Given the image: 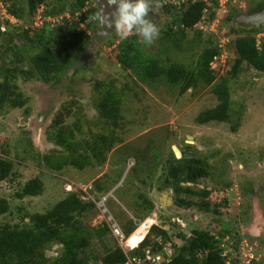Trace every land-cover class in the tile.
I'll list each match as a JSON object with an SVG mask.
<instances>
[{"label":"trees","instance_id":"16d2710c","mask_svg":"<svg viewBox=\"0 0 264 264\" xmlns=\"http://www.w3.org/2000/svg\"><path fill=\"white\" fill-rule=\"evenodd\" d=\"M0 1L6 12L20 21L15 24L8 18L3 20L0 13V36L4 40L0 45V114L8 108H24V114L28 116L30 99L20 89L19 81L37 78L53 89L62 86L65 79L72 82L80 71V58L93 41L91 33L79 28L78 22L68 23L65 32L56 28L68 20L65 12L69 10L74 15L77 10L82 11L81 19L88 18L87 27L95 33L99 11L96 7L84 10L88 0H27L26 8L21 7L18 0ZM158 3L157 1L156 4ZM231 4L229 1L226 23H231L239 13V9ZM41 7L44 8V17L58 22L54 20L44 23V20L41 26H34ZM218 7V0L166 1L162 8L169 22L166 24L164 39L182 41L187 39L189 30L211 25L217 17ZM93 16H96V20L92 19ZM3 26L5 30L2 29ZM258 32L259 30L242 26L230 28L229 35H233V39L229 49L234 50L235 58L229 74L220 79L212 69V64L220 58L223 49L213 36H209L208 44L200 51L196 63L192 66L170 58L165 61L151 54V50L145 51L140 37L135 33L125 39L112 36L114 38L111 43L118 41L119 63L141 80L157 83L164 79L170 86L180 88L181 92H187L191 88L196 90L200 84L211 86L218 103L202 111L196 119L197 123L206 124L213 121L228 122L232 119L231 80L250 71H253L255 76L264 73V41L260 48L257 42ZM203 33L201 28L197 29V38H202ZM25 63L29 69L25 67ZM71 70L75 72L73 76L69 74ZM92 89V103L100 121V130L93 131L88 128L87 136L80 117L84 114L80 99L73 97L62 105L45 130L47 138L55 144V148L44 154H36L37 162L47 170L61 174L71 169L85 172L103 167L112 150L123 142L119 128L124 90L117 88L113 80L100 79L93 82ZM68 90H72V87H68ZM242 116L243 114L238 116L237 122ZM69 118L74 120L69 123ZM239 124L240 122L233 125L232 130L237 131ZM23 138L21 147H24L23 159L26 160L35 149L30 131H24ZM2 151L4 155H0V181L16 180L15 161L7 156L9 152L6 149L3 148ZM168 151L169 157L163 164L157 189H171L174 193V204L179 208L214 214L216 224L212 229L195 228L190 235L180 232L177 238L183 242L181 245L174 241L172 234L163 224H157L138 246L127 251L116 243L100 261L93 264H138L140 261L144 264H156L155 255L161 252L162 259L159 264H228L224 240L231 243L234 250H238L237 244L242 237L236 236V229L230 225L223 226L225 221L219 218V208L224 204L226 206L228 200L225 198L221 204H214L209 199L211 193L208 189H204L203 193L194 186L185 185L199 183L200 180L211 176L208 159L196 156V153L193 157L178 159L171 146ZM151 175L147 172L146 177L152 178ZM102 179H97L94 185L95 194H100L97 195V200L109 194L113 188H107ZM142 182L147 183V180L142 177ZM75 189H63L67 195L44 213L31 212L25 208L21 209L25 213L19 215V221L0 224V264H91L89 256L84 253L92 244L93 234L83 223V218L96 210L97 204L92 197ZM43 193L44 182L40 176L35 175L25 181L21 191L17 193V198L35 197ZM137 198L140 200V215H131L129 219L121 220L126 238L130 237L138 226L134 218L144 221L155 211L154 202L148 195L139 193ZM248 209H243L244 215ZM9 213V199L0 196V218ZM94 231L95 235L101 237L112 230L105 223ZM53 243L62 247L56 257H51L47 252ZM149 255L152 258H148ZM230 264H239V261L234 258Z\"/></svg>","mask_w":264,"mask_h":264},{"label":"rangeland","instance_id":"374dc122","mask_svg":"<svg viewBox=\"0 0 264 264\" xmlns=\"http://www.w3.org/2000/svg\"><path fill=\"white\" fill-rule=\"evenodd\" d=\"M18 1L21 7L26 8L27 0ZM157 1L159 3L154 6V13L157 16L154 15L151 18L160 29L159 36L152 43H146L140 37L143 49L151 50V54L165 61L170 58L192 66L196 63L200 51L208 44L209 36H213L223 50L220 58L212 64V69L216 72L218 79L227 76L235 58L234 50L229 49L233 39L229 31L235 26L225 22V16L229 13L228 3L231 1V5L239 9V12L247 11L248 7L251 9L256 3L252 4L251 0H218L217 17L211 25L189 30L185 40L166 41L164 37L169 19L163 12L162 5L168 0ZM174 1L182 2V0ZM260 1L258 0V3ZM92 7H96L99 11L93 0L87 1L84 10ZM41 9L44 8L41 7L38 10L36 17L40 15ZM18 11L20 12L21 9ZM0 13L2 14L1 19L5 20L8 13L1 1ZM65 14L68 20L56 26L59 31L65 32L68 23L75 21L79 23V28L91 33L93 41L80 58L78 62L80 71L72 82L65 79L62 86L53 89L37 78L27 81L21 79L20 89L30 99L28 104L30 114L26 116L24 108H8L0 114V155H4L3 148L9 152L7 156L15 161V172L17 173L16 180L0 181V196L7 197L11 206V213L2 216L0 224L19 221V215L25 213L21 209L46 212L67 195L63 189L69 191V184H72V187L75 186L76 189L81 187V191L87 192L96 202L98 201L97 195L100 194H95L94 185L95 181L102 177L107 188L113 187L109 194V201L107 200L108 204L107 201L105 202L108 213L104 215L97 208L83 218V223L91 229L93 234L92 244L84 254L89 256L93 264L100 261L102 256L116 243L128 251L131 249L129 245L137 246L143 241L145 234L133 233L132 235L141 236L142 239L138 243L131 244L128 242L130 236L127 238L129 244L127 245L126 240L123 243L113 231L100 237L94 234V230L105 223L108 224L107 217L110 216L116 220L121 229L123 228L121 220H127L131 215L139 216L141 213L140 200L137 198L139 193L146 194L152 199L159 193L171 191L174 199L171 189H157L160 185L158 178L162 175L163 164L169 157L170 146L171 149L174 144L183 148L187 142L191 143L196 156L208 159L211 165V176L200 180L199 183L185 185L194 186L203 193L204 189H208L211 193L209 199L214 204H221L225 198L228 200L226 206L224 204L219 208L221 213L219 218L225 221L223 226L229 225L227 221L232 222L235 219L245 218L246 214L244 215L243 209L249 206V209L253 210V201L260 197L255 194V191L263 190L258 185H261L260 182H263L261 179H264V73L255 76L254 72L250 71L242 77L239 75L231 80L232 119L228 122L213 121L199 124L196 122L197 116L218 103L211 86L200 84L196 90L191 88L187 92H181L180 88L170 86L164 79L157 83L141 80L131 70L122 67L118 61V41L111 43L115 36H120L118 32L112 31L105 36H100L98 28L94 33L91 28L87 27L88 18L81 19L82 11L77 10L73 15L67 10ZM98 18L99 14L97 20ZM92 19L96 20V16ZM50 20L46 19L44 23ZM18 21L14 17L12 22L17 24ZM55 21L58 22V20ZM41 25L42 23H37L36 18L34 26ZM199 28L204 31L202 38H197ZM2 29L5 30V27L3 26ZM262 35H257L260 48ZM3 43V37L0 36V45ZM25 67L29 69L27 63ZM74 73V70H71L69 74L73 76ZM97 79L113 80L117 88L124 90L119 128L123 142L112 150L103 167H96L85 172L71 169L61 174L47 170L37 162L36 154L38 152L44 154L55 148V144L47 138L45 130L62 105L73 97L80 99L84 109V114L80 117L87 136H89L88 128L93 131L100 130V121L92 103L94 97L92 85ZM68 87H72V90L69 91ZM242 114L241 120L238 121L240 124L237 131H233L232 126L238 123V116ZM73 120L74 118H69L67 122L70 123ZM24 131L31 132L33 149H35L31 157L26 160L23 159L24 147H21ZM190 136L193 139H188ZM147 172L152 174V178L146 177ZM35 175L40 176L44 182V193L35 197L17 198V193L21 191L25 181ZM142 177L147 180V183L142 182ZM248 192L252 194L249 196ZM248 197L251 204H248ZM174 203L173 201V205L169 208L170 212L163 210L162 213H157L158 225L177 224L178 222H174L173 218H182L186 226L183 231L180 225L179 231L190 234L192 229H212L216 224L214 214L179 208ZM153 213L154 211L150 216ZM134 221L139 223L140 220L134 218ZM108 225L110 227V224ZM167 230L169 231L168 226ZM259 240L254 241L244 234L237 244V251L231 243L224 240L227 246L225 255L228 264L234 258L239 261V264H246L249 255H253L250 264H264V238L260 237ZM174 241L179 245L183 243L180 239ZM61 250L60 244L53 243L47 252L51 257H56ZM138 264L144 263L140 261Z\"/></svg>","mask_w":264,"mask_h":264},{"label":"clouds","instance_id":"9594fccd","mask_svg":"<svg viewBox=\"0 0 264 264\" xmlns=\"http://www.w3.org/2000/svg\"><path fill=\"white\" fill-rule=\"evenodd\" d=\"M106 5L111 11L102 9L99 13L98 35L116 31L125 39L134 32L146 43H152L159 36L160 29L150 15V0H106Z\"/></svg>","mask_w":264,"mask_h":264},{"label":"flooded vegetation","instance_id":"af4514ba","mask_svg":"<svg viewBox=\"0 0 264 264\" xmlns=\"http://www.w3.org/2000/svg\"><path fill=\"white\" fill-rule=\"evenodd\" d=\"M93 1L97 4V6L99 8V12H101L102 9H104L106 12L111 11V9L108 8L106 5V0H93ZM156 2H157V0H150V4L152 7V12L150 15L152 17L154 15H156L154 13V6H155ZM251 2H252V4L256 3V5L254 4V7H252L251 9H249V7H248L247 11H241V12L237 13L234 20L231 23L235 27L242 26V27H246L250 30H259L257 35L263 34L262 35L263 37H261V38H262V41H264V0H261L259 3H258V0H251ZM181 149L187 152L188 157L194 156L195 152H194L193 147L191 146V143L187 142L186 145ZM261 181H263V182H260L262 184L261 185L259 184L258 187H262L263 190L261 192L255 191V194H258L257 196H260L258 198H259V200L262 204V207L264 209V179H261ZM251 194H252V192L249 193V196ZM248 204H251L249 197H248ZM248 208H249V206H248ZM245 216L246 217L243 218L242 220L241 219H235L232 222L227 221V222H229L230 226H233L236 229L235 230L236 236L243 237L245 234L243 232L244 231L243 226L252 222V210H251V208L249 209V211L247 212V214ZM246 235H248V237H250V239L252 238L254 241H260L259 240L260 238L257 236L250 235V234H246Z\"/></svg>","mask_w":264,"mask_h":264},{"label":"built area","instance_id":"2783aa9c","mask_svg":"<svg viewBox=\"0 0 264 264\" xmlns=\"http://www.w3.org/2000/svg\"><path fill=\"white\" fill-rule=\"evenodd\" d=\"M220 5L223 6L222 4H220ZM2 6H3V4H2ZM39 12H40V15H38L39 17L37 18V23L38 22L43 23L44 20L49 19V18H46L43 16V9H41ZM43 17L45 19H43ZM6 18H8L10 21H13L14 17L12 15L8 14V15H6ZM54 20L55 19H52L50 21H54ZM68 188H69V191H72L74 189V187H72V184H69ZM77 189L82 190L81 187L77 188ZM83 193H84V195H88L87 192H83ZM109 194L104 195L102 198H100L98 201H96L98 210H100V212L103 213L104 215L108 213V208H107L105 202L109 199V197H110ZM107 222H108V224H110V227H111L113 233L115 234V236H117L124 243V241L126 240V236H125L123 230L121 229V227L119 226V224L116 222V220L112 216H110V217H107ZM155 224H156V221L152 217L147 218L144 221H139V223H137L138 226H137L135 232H137L139 234H145V237H146L147 234L150 232V230L152 229V227ZM131 248H133V247H131ZM149 252L150 251H148V254H149ZM161 253H158L155 255L156 261H157L156 264H159V261L162 259ZM148 258H152V256L149 255ZM252 259H253V255H249V260L246 261V264H250Z\"/></svg>","mask_w":264,"mask_h":264},{"label":"water","instance_id":"95a60500","mask_svg":"<svg viewBox=\"0 0 264 264\" xmlns=\"http://www.w3.org/2000/svg\"><path fill=\"white\" fill-rule=\"evenodd\" d=\"M188 139L193 137L190 136ZM172 149L178 159L188 157L187 152L177 145L174 144ZM243 230L245 234L264 238V209L258 197L253 201L252 222L244 225Z\"/></svg>","mask_w":264,"mask_h":264},{"label":"crops","instance_id":"0c3cea01","mask_svg":"<svg viewBox=\"0 0 264 264\" xmlns=\"http://www.w3.org/2000/svg\"><path fill=\"white\" fill-rule=\"evenodd\" d=\"M110 192H111V190H110ZM151 200L155 203V211L152 214V216H148L145 219L152 217V218L155 219L156 225H157L158 224V217H157L158 214L157 213H159V212L162 213L163 210L168 212L169 208L171 207V205H173L174 199H173L171 191H165L163 193H159L158 195H156L155 198H152ZM167 208H168V210H166ZM136 219L141 221V219H139V218H136ZM173 220H174V222H178V223L177 224L176 223H170V224H167V225H165L163 227L165 229H167V226H168V229H169L170 233L172 234V237L174 238V240H176V239L179 240L177 238V235L180 233L179 226L181 225L182 228H183L181 230L184 231L185 230L184 228L186 226L185 225V221L182 218H176V219L173 218ZM188 235H190V234H188Z\"/></svg>","mask_w":264,"mask_h":264},{"label":"bare ground","instance_id":"6f19581e","mask_svg":"<svg viewBox=\"0 0 264 264\" xmlns=\"http://www.w3.org/2000/svg\"><path fill=\"white\" fill-rule=\"evenodd\" d=\"M134 233H137V232H134ZM138 234H139V233H138ZM130 236H131V237H130L129 240L126 238V243H127V245H129L128 242L131 243V244H134V243H138V242L141 241V239H142L141 236H136V235H130ZM127 240H128V242H127ZM141 242H142V241H141ZM129 246L133 247L132 245H129ZM135 247H136V246H135Z\"/></svg>","mask_w":264,"mask_h":264}]
</instances>
